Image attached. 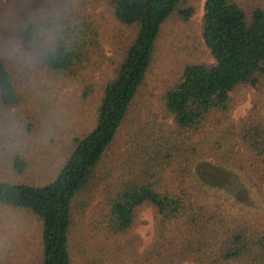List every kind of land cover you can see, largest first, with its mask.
Wrapping results in <instances>:
<instances>
[{
	"label": "trees",
	"instance_id": "obj_1",
	"mask_svg": "<svg viewBox=\"0 0 264 264\" xmlns=\"http://www.w3.org/2000/svg\"><path fill=\"white\" fill-rule=\"evenodd\" d=\"M75 2L65 0L52 10L22 12L14 35L17 42L31 47L42 70L79 80L84 99L91 92L86 73L105 60L102 25L92 14L94 9L104 6L117 23L132 29V35L123 43L114 77L103 87L95 127L72 138L55 177L46 183L0 178V207L27 210L41 223L39 264H74V202L95 186L100 165L126 123L152 62L160 26L175 12L185 21L193 14L184 6L186 0ZM202 39L214 64L186 66L179 80L159 97L172 125L136 119L130 123L126 150L117 158L122 178L110 185L115 194L105 201L103 229L113 235L126 233L137 212L151 207L160 224L161 248L169 251L176 242L180 244L179 251L168 254L170 262L173 256H187L198 264H264V229L208 205L210 209L184 192L194 182L199 157L195 135L213 113L230 109L232 92L243 86L255 88L264 78V14L255 10L248 16L231 0H206ZM12 74L0 56V106L8 109L21 101ZM2 136L0 129V144L6 141ZM241 140L256 162L264 163V122L251 119ZM10 152L0 148V153L10 155L12 176H23L28 167L24 157L18 150ZM171 169L179 183H185L177 194L164 185ZM260 172L264 179V169ZM87 193L88 201L81 200V208L87 206L93 189Z\"/></svg>",
	"mask_w": 264,
	"mask_h": 264
},
{
	"label": "rangeland",
	"instance_id": "obj_2",
	"mask_svg": "<svg viewBox=\"0 0 264 264\" xmlns=\"http://www.w3.org/2000/svg\"><path fill=\"white\" fill-rule=\"evenodd\" d=\"M64 1L0 0V56L12 70L21 100L10 109L0 106V129L6 140L0 148L11 150V155L18 150L28 165L23 176H12L8 169L9 153H0V178L46 183L55 177L72 138L95 127L103 87L114 77L123 43L132 35V29L117 23L104 6L92 11L102 25L105 60L98 69L86 73L91 92L84 99L79 80L42 70L32 57L31 47L17 42L14 35L16 18L22 12L39 8L42 12L48 7L52 10ZM205 1L186 0L184 6L193 10L192 16L185 21L175 12L160 26L145 80L126 123L100 165L95 186L91 187L93 196L81 208V200L88 201L87 191L92 190L89 187L74 202L71 242L74 264H198L187 256H173L170 262L168 254L179 251L176 247L179 243L170 246L169 251L161 248L160 224L151 207L141 208L132 228L120 235L106 233L103 222L107 213L105 201L115 194L110 185L122 178L117 171V158L126 150L132 120L172 125L171 118H166L162 111L159 97L179 80L186 66L214 64L202 39ZM231 1L248 16L255 10L264 14V0ZM251 119L264 122V78L255 88L243 86L232 92L230 109L213 113L195 135L199 157L193 172L194 182L183 191L198 203L217 207L225 215L241 217L264 229V179L260 172L264 163L256 162L241 140V132ZM257 163L260 164L256 168ZM179 181L173 169L165 174L164 185L171 192L182 191L185 183ZM40 258L39 220L27 210L0 207V264H39Z\"/></svg>",
	"mask_w": 264,
	"mask_h": 264
}]
</instances>
